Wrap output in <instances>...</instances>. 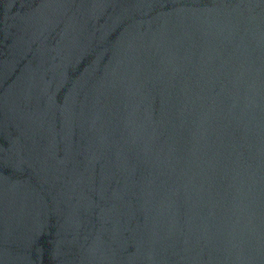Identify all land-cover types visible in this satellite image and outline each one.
<instances>
[{
	"label": "water",
	"instance_id": "water-1",
	"mask_svg": "<svg viewBox=\"0 0 264 264\" xmlns=\"http://www.w3.org/2000/svg\"><path fill=\"white\" fill-rule=\"evenodd\" d=\"M0 264H264V0H0Z\"/></svg>",
	"mask_w": 264,
	"mask_h": 264
}]
</instances>
